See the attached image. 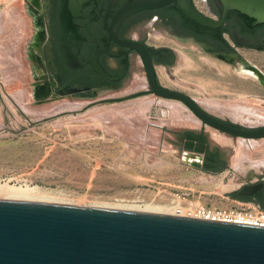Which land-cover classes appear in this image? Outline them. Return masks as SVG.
<instances>
[{
    "label": "rangeland",
    "instance_id": "rangeland-1",
    "mask_svg": "<svg viewBox=\"0 0 264 264\" xmlns=\"http://www.w3.org/2000/svg\"><path fill=\"white\" fill-rule=\"evenodd\" d=\"M45 3L0 0V180L36 185L50 200L74 205L152 203L168 209L178 197L182 205L191 200L209 207L248 205L250 201L229 193L264 176V137L223 132L203 123L180 100L156 96L147 90L139 56L118 89L95 96L52 90L44 95L42 86L36 85L41 64L31 50ZM146 31L140 27L132 35L170 44L187 57V65L179 66L177 57L170 68L157 67L162 84L198 101L228 103L238 110L237 116L226 108H205L238 125L264 124V83L246 66L249 72L241 71L239 60L230 63L193 42H175L163 25H150ZM237 49L264 75V51ZM140 92L145 93L131 96ZM143 98L148 100L140 102ZM200 127L212 147L224 153L226 165L217 173L203 170L199 154L182 146L181 133Z\"/></svg>",
    "mask_w": 264,
    "mask_h": 264
},
{
    "label": "water",
    "instance_id": "water-1",
    "mask_svg": "<svg viewBox=\"0 0 264 264\" xmlns=\"http://www.w3.org/2000/svg\"><path fill=\"white\" fill-rule=\"evenodd\" d=\"M86 1L69 0V10L74 16L87 18V30L97 43L91 57L94 69L108 79H117L98 62L99 54L107 48L90 27L91 15L81 11ZM220 1L221 18L205 14L193 0H100V10L106 11L104 25L110 39L134 49L144 60L152 93L180 100L203 123L223 132L261 138L264 124L236 125L211 113L187 93L161 85L146 44L122 39L117 34L126 16L170 3H175L189 19L210 27L222 25L233 9L264 21V0ZM110 10L115 14L108 24L106 17ZM247 65L262 82L260 78L264 75L260 70ZM107 89L87 86L72 92L95 96ZM201 150L202 145L198 146V151ZM263 185V181L248 183L236 190L252 193ZM0 264H264V226L176 214L0 199Z\"/></svg>",
    "mask_w": 264,
    "mask_h": 264
},
{
    "label": "flooded vegetation",
    "instance_id": "flooded-vegetation-1",
    "mask_svg": "<svg viewBox=\"0 0 264 264\" xmlns=\"http://www.w3.org/2000/svg\"><path fill=\"white\" fill-rule=\"evenodd\" d=\"M64 2L68 12L63 8ZM68 3L69 0H46V9L42 12L43 15L40 13V17L37 19L40 29L38 30L37 41L32 46L31 50L33 51L31 54L34 55L35 59L38 58L41 64V72L37 75L40 82L36 85L40 84L42 86L41 91L44 95H47L50 90H52V93L59 94V92L72 91L76 88L90 87L88 83L98 78L102 82L96 88H120L132 74L133 60L139 56V54L129 46L118 44L110 39L107 28L104 25L103 15L106 11L103 9L100 10V0H88L84 2L81 11L91 15L90 27L102 40H104L107 48V51H102L99 54L98 62L111 77L118 78L108 79L101 75L94 69L91 63V57L97 48V43L87 30V18L81 15L74 16L69 10ZM210 4L218 10L222 8L223 13V4L220 0H211L210 2L208 0V5L211 10ZM39 6L41 8L44 7L42 3ZM117 6L118 5H115V7ZM211 12L217 18H221L222 16L219 17L212 10ZM136 13L137 12L128 15L123 19L118 27L117 34L122 39H136L146 44L151 54L156 73L157 67L159 66L166 69L170 68L175 63L177 57L179 59L180 51L170 44L152 43L146 36H133L132 32L140 27H143V30L146 31V28L150 25H163L165 27V33L175 42H193L202 48L204 52L230 63L239 60L241 71L244 73L249 72L246 71L244 67L247 63L240 55L237 47L264 51V21H258L254 17V20L251 22L252 27L249 30L243 29L241 23H239L234 16L232 17L230 26L232 27L234 38H231L230 34L227 35L233 41L232 46L235 52H225L217 50L214 43L209 41L212 36H207L206 41L199 39L194 33L192 34V32H190V27L185 25L176 16L169 15L163 18L161 12L150 11V9L143 10V12L137 15ZM114 14V10H110L107 13L106 18L108 24L111 22ZM140 15H142V18L137 19ZM227 16L222 25L214 28L223 26ZM237 24H239V26ZM117 25L118 24H116V26ZM146 34H148L147 31ZM43 38H45V41L43 42L44 46L42 49L41 44ZM35 46L38 47L39 50L37 49L36 51ZM139 57L141 58V56ZM141 60L146 72L145 62L142 58ZM157 80L161 85L165 86L161 83L158 73ZM165 87L169 88L168 86ZM147 90L151 92L149 85ZM188 131H193L197 135H201L198 139L193 140L192 143L194 148H187L186 146L188 145V139L185 133ZM188 131L186 130L181 133L182 146L185 149L188 151L194 150V152H200L203 156V161L205 157H209L212 161H226L223 151L218 147H212L204 130ZM199 144L202 145L201 151H198V146H201ZM259 181L264 182V176L250 183ZM262 193H264V185L252 193L244 192L239 193V195L250 196L261 195Z\"/></svg>",
    "mask_w": 264,
    "mask_h": 264
},
{
    "label": "trees",
    "instance_id": "trees-1",
    "mask_svg": "<svg viewBox=\"0 0 264 264\" xmlns=\"http://www.w3.org/2000/svg\"><path fill=\"white\" fill-rule=\"evenodd\" d=\"M211 0H209L210 2ZM211 6V10L216 13L219 17L222 15V8H220V10L216 9L215 7L212 6V4H210ZM64 10L68 12L67 8H66V4L64 2ZM150 11H158L161 12V16L163 18L170 16H176L178 17L185 25H188L190 27V32H192V34L194 33L199 39L201 40H207L206 37L207 36H212L209 41L212 43H214V45L216 46L217 50L219 51H225V52H235L234 47L232 46L231 41L227 38V34H230L231 38H234V35L232 33V27L230 26V22L232 17L234 16V18H236V20L241 23V26L243 29L249 30L252 27L251 22L254 20L253 17L240 12L239 10L233 9L230 10L228 13V16L225 20V24L219 28H214V27H210V26H205V25H201L191 19H189L184 13H182L176 6L175 3H170L168 5H165L164 7L158 8V9H150ZM142 11H138L136 13L140 14ZM149 15V14H148ZM142 18V15H140L139 17H137V19ZM239 26V24H237ZM102 81L98 78V79H93L91 80V82L88 83V85L90 87H98V85L101 83ZM145 92H140V93H136L133 94L131 96H137L139 94H143ZM110 100V99H108ZM186 138L188 139V145L187 148H194L193 146V140L198 139L199 137H201V135H197L196 133H194L193 131H188L187 133H185ZM226 163L225 162H221V161H212L211 159H209V157H205L203 164H202V168L205 171L208 172H212V173H217L219 171H221L222 169H224ZM229 195L234 198V199H239V200H244V201H251V202H255L257 204H259L263 209H264V193H262L261 195H250V196H243V195H239V190H234L232 192L229 193Z\"/></svg>",
    "mask_w": 264,
    "mask_h": 264
},
{
    "label": "bare ground",
    "instance_id": "bare-ground-1",
    "mask_svg": "<svg viewBox=\"0 0 264 264\" xmlns=\"http://www.w3.org/2000/svg\"><path fill=\"white\" fill-rule=\"evenodd\" d=\"M186 59H187L186 55L183 52L180 51L179 52V64L178 65L179 66L185 65L186 64ZM245 66H246L247 69L251 70L249 68L250 66L249 67H248V65H245ZM251 75H253V77H256L257 79L259 78V77H257V74H254L253 71H252ZM260 79L262 81L261 83H264V78L261 77ZM145 100H148V99L143 98V100H141L140 102L145 101ZM199 102L201 104H203V106L206 107V108L212 109V108L217 106L218 108L222 107L223 110L226 108V110L228 112L231 111L232 112L231 114L234 115V116H237L239 114V112H237L238 110H235V109L232 110V108H230L231 105H229L228 103H220L219 102L217 104V103H213V101H210V100L204 99V98L200 99ZM181 104H182V107H186L187 106V105H185L183 103H181ZM146 105H147V103H146ZM181 111H179L178 109L175 110V112H177L178 114H180V113L183 114V112H181ZM180 117H182V116L180 115ZM192 119H194V118H192ZM194 122H196V121H194ZM201 155L202 154H199L200 158H201ZM47 196L48 195H45L42 192V190L36 185H30L28 183H25V184L12 183L11 180H8V179L5 180V181L0 180V199L19 200V201H33V202H45V203H60V204L74 205V204H70V203L57 202L56 200L54 202V201L50 200V198L47 197ZM81 206H85V205H81ZM91 207L114 208V209H123V210H131V211H142V212H151V213H160V214H174L173 208L164 209L163 207H161L159 205L152 204V203L144 205V207H128V206L127 207H124V206L123 207H121V206L117 207V206H100V205L99 206L91 205Z\"/></svg>",
    "mask_w": 264,
    "mask_h": 264
},
{
    "label": "built area",
    "instance_id": "built-area-1",
    "mask_svg": "<svg viewBox=\"0 0 264 264\" xmlns=\"http://www.w3.org/2000/svg\"><path fill=\"white\" fill-rule=\"evenodd\" d=\"M193 2L199 10L215 17L209 8L208 0H193ZM181 202L179 197L172 201L176 215L264 226V209L255 202L250 201L248 205L229 208L209 207L193 200L186 205H182Z\"/></svg>",
    "mask_w": 264,
    "mask_h": 264
},
{
    "label": "crops",
    "instance_id": "crops-1",
    "mask_svg": "<svg viewBox=\"0 0 264 264\" xmlns=\"http://www.w3.org/2000/svg\"><path fill=\"white\" fill-rule=\"evenodd\" d=\"M196 131H200V130H202V128L200 127L199 129H195Z\"/></svg>",
    "mask_w": 264,
    "mask_h": 264
}]
</instances>
